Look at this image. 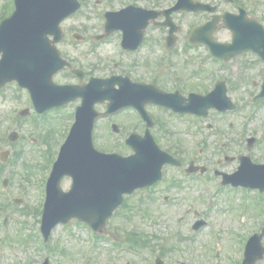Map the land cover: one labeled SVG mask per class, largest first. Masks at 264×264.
<instances>
[{"label": "rangeland", "instance_id": "rangeland-1", "mask_svg": "<svg viewBox=\"0 0 264 264\" xmlns=\"http://www.w3.org/2000/svg\"><path fill=\"white\" fill-rule=\"evenodd\" d=\"M87 4L80 12L79 15L74 16L69 21L65 23L64 31L68 32L69 30L75 29L82 31L84 24L91 26L93 22H88L86 16L88 13L94 15V11H100L101 9H106L108 3H101L96 5V0H86ZM115 0H113L114 2ZM249 9L252 11L256 10L258 17H261L264 20V0H242ZM175 3V0H162L160 3L164 7H171ZM115 7L119 6V1H117ZM159 6V8H163ZM154 8V0L147 3V8ZM95 8V10L93 9ZM223 10L235 12L229 5H222ZM176 23L181 27L182 35H187L192 27L197 24H201L205 17L203 16H193L187 14L174 15ZM97 23V22H96ZM152 36H155V33L162 31V29L155 28L150 26L149 28ZM217 38L221 41H231V35L226 29L220 30L216 35ZM66 56L75 59H81L85 53V49L81 46L71 47L66 44L62 47ZM107 52V51H104ZM194 55L201 54L203 50H194L191 51ZM108 57V54H105ZM238 62L243 66L249 65L250 69L247 70L246 67V76L247 80L260 78V72L263 68L253 57L251 56H242L237 59ZM91 59L88 58L85 63H83L86 68L92 67ZM179 64L186 66L183 62ZM214 66L210 61L206 64L205 68L209 69ZM225 71V70H224ZM218 70L219 76H225L228 80V90L229 97L237 105V109L229 113L227 117L234 123L233 129H228V123H224L223 118L217 113L212 112L206 120L201 121V136L198 139L206 141L207 145L205 146L203 154H196L193 150V136H187L183 134V131H186L188 127L187 120H178L174 121L169 116L161 114L155 111V116L160 117L168 123V127L173 134L165 133L166 131L156 132L157 136L161 139L162 146L166 149L172 147L173 145L179 144V148L183 149L184 157L186 161L191 159H197L198 163L201 165H206L210 170L214 166L213 160L215 154L222 152L230 157H234L237 150L247 152L245 142L249 137L260 138V143L254 147L253 152V161L258 163L264 162V103L260 109H255L251 113V108L244 107L240 105V99L243 97H249L251 99V90L241 89L236 90L232 86L235 83L236 79L231 80L230 77L225 72ZM192 73V68L188 67V70H185V75H190ZM233 76V73H232ZM71 77L68 73H63L56 78L57 81L70 80ZM197 83V80H195ZM256 82L253 83V86ZM231 85V86H230ZM13 88L10 87L6 91V98L0 95V139L1 137H7L13 131H19L21 139L24 137L26 142L29 138H37L40 141L47 133L51 132V137L49 141L45 144L46 148L51 150L50 159L57 153L56 144L62 136V126L68 124L70 120L69 112L71 108L63 110L58 115L49 113L47 118L50 120L48 123H42L41 120H38L37 117L33 119L36 124H41L42 127L36 126L31 121V115L26 118V120L19 122L10 121V114L12 112V107L14 105L18 107H26L27 103L22 101H16L11 98ZM246 92V93H244ZM261 105V104H260ZM59 116L61 119L55 121L53 118ZM251 121L246 123V119L249 118ZM114 120L118 122L121 128L125 132H121V138H113L108 135L107 132V121H102L98 124L96 130V142L100 149L112 150L117 147V150L122 155H129L131 153L129 148L122 146L124 143L126 134L129 131V128L136 124L134 120V115L131 111H125L118 115ZM214 123L218 129L225 130L228 133L226 137V146L222 147L221 151H218L219 148H216L212 142L210 143V133L208 129L203 126V122ZM47 122V121H46ZM199 123V125H200ZM63 127V128H65ZM52 129V131H50ZM66 129V128H65ZM141 133V130L140 132ZM244 134L243 138L239 139V134ZM21 147L19 146L20 144ZM232 142V143H231ZM40 143V146L38 144ZM37 146L31 147L29 144H24L21 140L18 141V145H12L11 143H5L0 140V145H2L3 150L10 151L12 154L9 162L4 164L0 161V167L2 169V177L9 180L8 188L10 195L0 196V264H42L47 258L50 259L51 264H83V257L86 246L88 244V235L87 231L84 229V226L78 225L77 223L71 224L70 228L59 227L56 231L53 232L50 242L48 245L51 249L43 248V239L39 231V213L37 211L41 199V194L39 191V181L40 175L39 171L35 170L34 167L36 163L40 165L43 161L47 159L46 154L44 155L43 147L41 148L42 142H39ZM232 144V146L230 145ZM241 146L244 148L242 149ZM1 149V148H0ZM23 150V157L17 160L15 158L17 152ZM244 155L246 153H243ZM47 161V160H46ZM25 164H29L31 168L25 167ZM223 168L222 171L226 173H231L235 171L239 166V161L231 162H222ZM169 177H175L177 174L173 171L168 172ZM65 188H70V182L65 183ZM168 195L170 199L169 203L165 201V197ZM226 198L230 199L233 202L236 197L241 198L243 201V208L240 210H235L234 218L238 221L247 220L245 227L247 232H243V228L240 227L237 230H233L231 233L229 229L232 225L236 224L233 221L232 213L230 212L227 216V219H222V213L216 210L211 215L210 220L215 223L217 222V227L222 229L225 233L220 232L216 229H213L210 233L213 243H210L209 229H205L197 239L194 241L189 238L190 234L188 232L191 221L194 219V212L196 210L200 211L203 208V201L205 196H200L199 184L194 182H186L180 189L175 191L166 192L161 195L156 194L155 196H149L147 194H137V198L130 199L128 198L124 202V207L122 206L114 214L109 222L105 231L101 234L102 241L101 243L93 248L91 251V258L89 264H149L147 263V258L143 259L149 255L150 251L152 254L158 255L162 253V259L166 264H186L188 250L191 245H195L198 249V257L196 264H213L216 263L218 259L226 262H232L233 260H242L244 253V246L246 245L248 239L252 234L256 233L254 228V218L258 213V205H256L255 198L251 196H243L241 194L230 193L226 191ZM20 199L22 200L21 204L14 203L11 199ZM155 198V199H153ZM10 202V203H9ZM141 204L140 206H147L149 211H153L152 217L149 218L145 216V212L140 210H132L131 207ZM229 204V201H224L223 205ZM246 204V206L244 205ZM3 205L4 208H1ZM220 205L219 208H221ZM193 208V211L190 213L188 218L185 221L180 220L182 213L185 208ZM134 211H142V217L136 215ZM144 214V216H143ZM6 215H8L9 220L7 223V228L4 230L2 228V223L5 221ZM125 217V218H124ZM148 220L151 223H154V228H146L141 220ZM253 222V225H252ZM28 224L30 230H25L26 225ZM136 232L139 236L143 233L148 236L151 240V247L147 250H143L141 258L134 257L131 254H122L116 260H109V257L114 253L111 252L109 246L105 242V237L110 236L111 239L118 241L119 243H125V238L127 233ZM9 236V237H8ZM8 237V238H7ZM209 243V244H208ZM124 245V244H122ZM208 245V246H207ZM207 246V247H206ZM163 248L167 249L166 252H163ZM215 258V259H214ZM217 259V260H216ZM229 259V260H228ZM258 264H264V260L258 262Z\"/></svg>", "mask_w": 264, "mask_h": 264}, {"label": "water", "instance_id": "water-1", "mask_svg": "<svg viewBox=\"0 0 264 264\" xmlns=\"http://www.w3.org/2000/svg\"><path fill=\"white\" fill-rule=\"evenodd\" d=\"M16 6L15 14L5 21L0 29V52L5 55L3 67L11 69L14 77L24 75L27 78L29 68L23 59L24 56L32 60L34 51L38 50L37 43L45 39V34L59 31L58 27L63 19L76 12L80 5L76 0H16ZM136 20L146 22L148 18ZM110 99L114 101L115 97L111 96ZM204 101L198 100L201 108L207 105ZM95 102L85 97L84 114L80 116L79 124L64 148L62 159L57 166L44 215L46 237L57 223H66L72 218H79L100 229L122 203L123 194L131 193L138 186L153 184L154 181H135L145 168H156L158 176L162 166L171 162L168 156L159 152L149 135L143 139L135 137L130 141V145L137 152L135 157L125 159L95 152L91 139L97 118L92 112ZM193 103L194 101L189 105V109L182 111L195 112ZM129 105L133 103L114 102L111 111L116 112ZM226 107L219 108L224 110ZM65 175L75 179L74 191L71 194H64L59 190V182ZM82 195L91 205L80 206L79 199L81 200Z\"/></svg>", "mask_w": 264, "mask_h": 264}, {"label": "flooded vegetation", "instance_id": "flooded-vegetation-1", "mask_svg": "<svg viewBox=\"0 0 264 264\" xmlns=\"http://www.w3.org/2000/svg\"><path fill=\"white\" fill-rule=\"evenodd\" d=\"M97 34L98 33L84 32L83 45L92 46L90 49L91 53L110 50L111 54L116 55L117 60L115 61L113 68H105L104 64H98V67L96 68V75L93 73L94 65L91 68H86V66H84L82 70L84 71L85 82H87L91 77H127L136 84L153 85L166 93L173 94L177 92L182 97H187L190 94H199L205 96L216 87L218 82H224L226 83L227 88H230L227 85V78L218 77L217 70L215 68L206 71L204 76H200L198 73L197 77H193L188 80L185 79V70H188V67L179 64V62H183L182 57L186 54V51L196 48L187 47L186 38L181 33L176 34L175 40L171 42V48L168 47L167 42L168 37L170 36L168 31L155 33L156 37H153L152 33H147L145 35L143 44L137 51L125 50L123 53L120 52L119 49V45L121 46L122 40V35L120 33H115L100 42L94 40V37ZM64 43L65 42H63L62 45H64ZM99 55L102 57L100 60H103V55ZM85 56L86 54H84V58ZM245 56L253 57L260 65L263 66L260 72V78L262 77L261 83H263L264 61L253 53L247 54ZM71 60L73 59L71 58ZM211 60L215 67L220 66L222 69H226L227 64L219 60ZM85 61H87L86 58ZM71 62L73 63V61ZM70 74L72 75V72H70ZM196 79L198 80L197 83H195ZM120 80L122 79H118L117 83ZM155 109L162 111L160 108ZM165 112L171 113L169 111ZM215 137L216 134L213 135V140L216 139ZM225 146L226 144L223 145V147ZM159 186L160 185L156 186L154 189H158ZM168 189H176V187L173 185V182H171ZM245 193H248V191H245Z\"/></svg>", "mask_w": 264, "mask_h": 264}]
</instances>
